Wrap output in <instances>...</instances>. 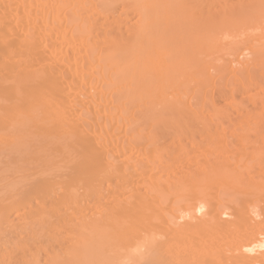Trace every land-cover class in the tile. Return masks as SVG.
Segmentation results:
<instances>
[{"label": "bare ground", "instance_id": "bare-ground-1", "mask_svg": "<svg viewBox=\"0 0 264 264\" xmlns=\"http://www.w3.org/2000/svg\"><path fill=\"white\" fill-rule=\"evenodd\" d=\"M0 80V264H264V0H0Z\"/></svg>", "mask_w": 264, "mask_h": 264}, {"label": "rangeland", "instance_id": "rangeland-1", "mask_svg": "<svg viewBox=\"0 0 264 264\" xmlns=\"http://www.w3.org/2000/svg\"><path fill=\"white\" fill-rule=\"evenodd\" d=\"M3 80V79H2ZM2 80H0V86H1V88H3V89H7L8 87H7V83H6V85L5 84H3V85H1L2 83H4ZM2 81V82H1ZM5 89V90H6ZM0 91H1V89H0ZM2 91H4V90H2ZM4 93V92H3ZM0 94H1V92H0ZM1 96V95H0ZM3 131L1 130L0 131V135H1V133H2ZM20 132V131H19ZM22 134H23V132H21ZM6 133H4V134H2V136L3 137H5L6 135H5ZM19 135H21V134H19ZM27 137H23L22 138V140H21V142L23 141V147H22V143L21 142H18V141H16L17 143H14L13 142V144H14V147H13V144L10 142V145H9V148H10V151H9V153H8V148L7 149H4V147H8V145H5V146H3L2 145V143H0V150H2L1 151V153H0V204L3 206V204H4V202H6V203H8V201H11L12 200V203H14V201L16 202V201H18L19 199H20V197H19V199H18V197L17 196H15L14 197V195H16V194H18V196L19 195H22V194H24V192H27L29 189H31V188H34V184H35V180L36 179H32V178H34L35 176L37 177L38 175H36V173L37 174H39L40 172L38 171L40 168H42V170H41V172H43V171H46V166L44 165V162H42L41 161V157L43 158V157H47L48 155H47V152H49V156H50V151H52V149H49V148H47V147H44L43 146V143L41 142V140L39 139V136H38V138H36L37 139V141H38V144L36 143V145L37 146H35V143L33 144L32 142H31V140L29 139V137H30V135H26ZM5 138H7V137H5ZM21 138H19V140H20ZM28 139V140H27ZM41 139H43V138H41ZM3 140V138L1 139V141ZM6 140V139H5ZM15 140H18V138L16 139L15 138ZM24 140H25V142H24ZM34 140V139H33ZM8 141V140H7ZM10 141V140H9ZM21 143V144H20ZM31 143V144H30ZM3 144H6V142H4V140H3ZM7 144H9V143H7ZM11 144H12V147L14 148V152H13V154H14V156H13V154H12V147H11ZM16 145H18L17 147H16ZM29 145H30V147H29ZM31 145H34L33 147H38V150L36 149V148H32L31 147ZM39 145V146H38ZM2 146H3V149H2ZM15 147H16V150L19 152V155H20V157H19V155H17L18 157H19V159H17L16 158V155H15ZM32 149H34V151L32 150ZM39 149H41L42 151H39ZM30 150V151H29ZM48 150V151H47ZM6 151V152H5ZM37 151H39L38 153H39V156H37L38 155V153H37ZM55 150H53V152H54ZM18 152H16L17 154H18ZM42 152V153H41ZM52 152V153H53ZM56 153V152H55ZM9 154V155H8ZM32 155V154H34V158H33V155H32V159L30 160V155ZM41 154H46L45 156L44 155H42L41 156ZM57 154V153H56ZM26 156V158H25V156ZM29 155V156H28ZM54 156H55V154H53ZM52 155V156H53ZM10 156V157H9ZM12 156V157H11ZM40 157V158H39ZM45 157V158H46ZM23 158V159H22ZM35 158H37V162H38V164H37V162H36V165L35 164H32L33 162H34V160L36 161V159ZM48 158V157H47ZM55 158V157H54ZM57 158V157H56ZM12 159H16L17 160V162H16V160H15V162H14V160H12ZM28 159H29V161H28ZM34 159V160H33ZM26 160H27V162H26ZM57 159H55V161H56ZM21 161V162H20ZM31 161V162H30ZM33 161V162H32ZM43 161H44V158H43ZM13 162H14V164L15 165H13ZM27 163H28V165H27ZM31 163V164H30ZM23 165V166H22ZM33 165H35V166H33ZM62 164H59V166H61ZM17 166V167H16ZM19 166H20V168H19ZM23 168V169H22ZM35 168H36V170H35ZM16 169H17V171H16ZM34 169V170H33ZM63 169V168H62ZM48 170V169H47ZM66 170V169H65ZM19 171V172H18ZM38 171V172H37ZM44 173V172H43ZM42 173V174H43ZM30 175H33L32 177L30 176ZM35 175V176H34ZM30 178H29V177ZM39 177V176H38ZM40 177H41V173H40ZM21 179V180H20ZM23 179V180H22ZM27 179V180H26ZM39 179V178H38ZM34 182V184H31V183H33L32 181ZM11 181V182H10ZM18 182V183H17ZM15 183V185H13ZM23 183V184H22ZM7 184V185H6ZM21 184V185H20ZM30 184V185H29ZM6 185V186H5ZM9 185H12V186H9ZM18 185V186H17ZM35 185H37V184H35ZM8 187H10L9 189H8ZM30 187V188H29ZM8 189V190H7ZM16 190V193L14 194V192L13 191H15ZM26 189V190H25ZM12 190V191H11ZM21 192H20V191ZM4 191H6L5 193H4ZM10 191V192H9ZM54 191V190H53ZM58 193H59V195H58ZM56 195H53V196H55V197H58V196H60L61 195V191L60 192H58ZM11 194V195H10ZM53 194H54V192H53ZM8 195H10V196H8ZM58 195V196H57ZM4 196V197H3ZM44 197V196H43ZM2 198L4 199L3 201H2ZM54 197H52L51 198V200H49V202H48V198L45 200V198H43V200H45V202H46V205L45 206H48L47 207V210L50 208L49 207V204H52L53 203V199ZM10 199V200H9ZM18 199V200H17ZM50 199V198H49ZM55 199V198H54ZM6 200V201H5ZM14 200V201H13ZM2 202V203H1ZM42 202H44V201H42ZM42 202H41V204H42ZM44 202V203H45ZM50 202H52V203H50ZM9 204V203H8ZM11 205V204H10ZM53 205V204H52ZM53 207V206H52ZM49 214V213H48ZM47 214V215H48ZM53 215V214H52ZM48 216H51L50 214L48 215ZM54 216V215H53ZM62 216V215H61ZM60 216V217H61ZM65 216H67V215H64V216H62L61 217V221H62V219H64V220H66V218H64ZM70 216V215H69ZM68 216V217H69ZM60 217H58V219H60ZM52 220H53V218H51ZM58 219H56L57 221H55L54 223L55 224H57V222H58ZM70 219V218H69ZM69 219L67 218V220H66V222L64 221V223L65 224H68V227H66L65 226V228L63 229L62 227L63 226H61V228L63 229V231H62V234H59L58 235V233H54L55 231L57 232L58 231V229L60 228L59 227V225H60V223H61V221L57 224V226H58V229L57 230H53V232H47L46 233V235H45V237L43 236L41 239H45L47 236L49 237V235H51L52 233H54V234H56V238H55V242L54 243H56L57 242V240L56 239H58L59 238V236H60V238L62 237L61 235H63V237L61 238V239H59V240H63L64 238H65V243L67 242V244H65L64 243V245L62 246L63 248L61 249V250H63V252L65 251V249L68 247L67 245H70V244H73L74 243V241H75V239L72 241V239L74 238V235H75V233H74V229H73V227H70L69 225V223H70V221H69ZM49 223H50V221H49ZM48 223V224H49ZM51 223H53V222H51ZM53 223V224H54ZM52 224V225H53ZM50 225V224H49ZM49 225H48V228H49ZM51 225V226H52ZM62 225H64L63 224V221H62ZM57 226H55V228H57ZM3 227H5V226H2L1 224H0V232H1V230H2V232H4L6 229H4ZM46 228L44 229V230H48V228H47V225L45 226ZM6 228V227H5ZM67 228H72L71 229V231H72V236H73V238L71 239L70 238V241L72 242H68L69 240L67 239L66 240V237L67 236H64L67 232H64V231H69V229H67ZM4 229V230H3ZM38 230H39V228H38ZM37 231V230H36ZM42 231H43V229H42ZM60 231H61V229H60ZM71 231H70V234H71ZM1 232V233H2ZM0 233V234H1ZM40 233V232H39ZM39 233H38V235H39ZM49 233V234H48ZM42 235V234H41ZM40 235V236H41ZM58 235V236H57ZM68 235V234H67ZM69 236V235H68ZM70 237V236H69ZM54 238H52V236H51V240H52V242H51V244H52V247L54 246L53 245V241H54ZM39 239V238H38ZM40 240V239H39ZM49 240H50V237H49ZM49 240H48V244L50 243L49 242ZM45 241V240H44ZM46 241H47V239H46ZM45 241V242H46ZM61 242V241H60ZM63 242H64V240H63ZM47 243H44L43 244V246L45 245V244H47ZM59 243V242H58ZM40 244H42L41 243V241H40ZM60 245H61V243H60ZM60 245H56V248H55V246H54V248H55V252L57 253L58 251V253H59V255H60V251L61 250H58V251H56L59 247H60ZM65 246H67V247H65ZM52 247L50 246L49 247V251H48V253H46L45 251H41L42 250V248H41V250H40V252H38L39 250H37V252H38V254H37V256L35 255V257H38L40 254H41V259L42 260H40V256L38 257V259H36L37 260V262H40L41 261V263L40 264H43V262H44V260H45V257H46V259H47V257L49 256V252H51V249H52ZM65 247V248H64ZM44 248H46V247H44ZM61 248V247H60ZM44 250V249H43ZM54 251V250H53ZM34 252H35V250H34ZM44 252V253H43ZM44 254V255H43ZM47 254V255H46ZM61 254H63L62 252H61ZM14 256V255H13ZM32 256H34V253H33V255ZM31 256V257H32ZM52 257H53V255H52ZM55 257V256H54ZM17 258V257H16ZM31 259H34L33 257L31 258ZM14 260V259H13ZM15 262V261H14ZM14 262H13V264H14ZM46 262H48V259L45 261V263ZM49 263H50V261H49ZM15 264H18V263H15Z\"/></svg>", "mask_w": 264, "mask_h": 264}]
</instances>
